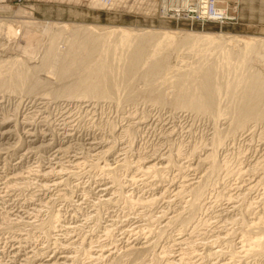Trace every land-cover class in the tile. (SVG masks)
I'll use <instances>...</instances> for the list:
<instances>
[{"label": "rangeland", "instance_id": "obj_1", "mask_svg": "<svg viewBox=\"0 0 264 264\" xmlns=\"http://www.w3.org/2000/svg\"><path fill=\"white\" fill-rule=\"evenodd\" d=\"M217 2L224 23L0 0V264H264V97L235 113L264 80V0ZM90 38L107 96L64 71ZM204 82L210 108L179 103Z\"/></svg>", "mask_w": 264, "mask_h": 264}, {"label": "bare ground", "instance_id": "obj_2", "mask_svg": "<svg viewBox=\"0 0 264 264\" xmlns=\"http://www.w3.org/2000/svg\"><path fill=\"white\" fill-rule=\"evenodd\" d=\"M92 33V32H91ZM95 33V32H94ZM127 34V33H126ZM93 35V34H91ZM88 36V35H87ZM99 36V35H98ZM97 36V38H99ZM84 37V36H83ZM92 37V36H91ZM96 37V36H95ZM138 37V36H137ZM155 37V35H154ZM153 37V38H154ZM78 38V37H77ZM86 38V37H85ZM84 38V39H85ZM152 36L149 35V33H143L139 35V44L138 46L141 44L145 45L147 44L146 42L149 41V39H151ZM83 39V41H85ZM92 38L88 39L89 41ZM78 40V39H76ZM80 40V39H79ZM95 39L93 38V41ZM82 41V40H81ZM92 41V40H91ZM90 41V42H91ZM135 41V40H134ZM96 42V41H95ZM94 42V43H95ZM137 42V41H136ZM81 43V42H80ZM93 42H91L90 44L88 43H81L78 45V47L74 50L76 52L75 56L73 55L72 58L67 59V63L66 65V69L64 71L66 72H70L72 69H76V67H78L81 64H85L86 69H91L92 68V72L91 74H93V82L91 83H78L76 86H74V88L71 89V92H75V93H81L82 95H99V96H107V94L109 93V91L112 88V84H114L115 82L113 81V83L111 84L110 80H109V75H108V71H107V63L105 60V62L103 63V59H99V61H95V58L92 59V55H93V51L95 53V46ZM88 44L90 46H88ZM136 44V43H135ZM135 46V45H134ZM146 46V45H145ZM140 47V46H139ZM144 47V46H143ZM95 49V50H93ZM133 49H135L133 47ZM139 48H137L136 50H138ZM144 49V48H143ZM143 51V50H142ZM137 52V51H136ZM140 53V52H139ZM137 54V53H136ZM141 54V53H140ZM94 56V55H93ZM108 56V55H107ZM137 55H135V53L133 54L132 51V55L130 54L128 60L127 61V67H126V73H131L130 70L132 71V69H134L135 65H137L136 63H138V56L136 58ZM141 56V55H140ZM108 60V59H107ZM112 60V59H111ZM83 62V63H82ZM109 62V61H108ZM107 63V64H106ZM140 63V62H139ZM161 62H157L155 64H153L149 70L147 71V73L144 75L147 79H151L152 77H154L159 71L160 69H162V67L164 68V66L160 65ZM106 64V65H105ZM111 64V62H110ZM139 65V64H138ZM109 66V65H108ZM134 66V67H133ZM22 67V66H21ZM20 67V68H21ZM111 67V66H109ZM19 68V69H20ZM23 68V67H22ZM84 68V67H81ZM111 70V69H110ZM74 71V70H72ZM162 71V70H161ZM160 71V72H161ZM65 72V73H66ZM90 72V71H89ZM28 70L25 68L24 70H18L16 75H15V81L16 83L19 85L21 83V81H24V79L28 78ZM89 77V76H88ZM113 77V76H112ZM127 77V76H126ZM144 77V78H145ZM145 78V79H146ZM29 79V78H28ZM92 79V78H91ZM111 79V78H110ZM127 79H130L127 78ZM251 80H243V85L241 87H239L240 91H239V102L236 105V118L237 123L241 124L243 122V120H246L248 118H251L256 112H258V107L260 102L262 101L263 97H264V80H262V78H260L259 76L253 75L251 78H249ZM27 80V79H26ZM88 80V79H87ZM114 80V79H113ZM116 81V80H115ZM240 82V81H239ZM25 83V82H22ZM21 83V84H22ZM28 83V82H27ZM117 83V82H116ZM242 83V81H241ZM26 84V83H25ZM24 85V84H22ZM198 86V84H195ZM204 86V92L202 95L200 94V96L196 99H189V98H181L179 100V103L184 105L188 103H193L194 105H198L203 107V109H207L210 108L212 102H213V95H214V85L213 83H206L204 82V84H202ZM21 86V85H20ZM27 86V85H26ZM238 86V84H237ZM216 87V86H215ZM22 88V87H21ZM194 88V87H193ZM115 89V88H114ZM195 89V88H194ZM199 90V89H196ZM194 90V92L196 91ZM238 90V89H237ZM111 92V91H110ZM113 92V91H112ZM190 92V91H189ZM186 94V93H185ZM161 95V94H160ZM196 95V94H194ZM199 95V94H198ZM162 96V95H161ZM183 96V95H182ZM188 96V95H187ZM189 97V96H188ZM194 98V97H193ZM264 102V101H263ZM232 104V103H230ZM234 104V103H233ZM193 105V106H194ZM181 106V105H180ZM229 107V105H228ZM234 107V105H233ZM227 108V107H226ZM231 108V107H230ZM260 108V107H259ZM262 109V108H261ZM229 110V109H228ZM232 110V109H231ZM260 110V109H259ZM242 125V124H241ZM204 188V187H203ZM201 192V191H199ZM198 192V193H199ZM256 246V245H255Z\"/></svg>", "mask_w": 264, "mask_h": 264}, {"label": "built area", "instance_id": "obj_3", "mask_svg": "<svg viewBox=\"0 0 264 264\" xmlns=\"http://www.w3.org/2000/svg\"><path fill=\"white\" fill-rule=\"evenodd\" d=\"M18 6L33 10L38 2L71 4L90 9L117 13H133L145 17L191 20L193 22H220L228 20V12L217 0H14Z\"/></svg>", "mask_w": 264, "mask_h": 264}]
</instances>
